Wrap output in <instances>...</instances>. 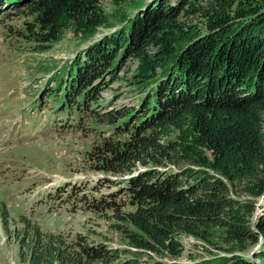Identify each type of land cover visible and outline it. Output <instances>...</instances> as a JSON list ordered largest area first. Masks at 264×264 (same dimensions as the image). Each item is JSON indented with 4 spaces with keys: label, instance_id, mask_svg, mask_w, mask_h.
Masks as SVG:
<instances>
[{
    "label": "trees",
    "instance_id": "1",
    "mask_svg": "<svg viewBox=\"0 0 264 264\" xmlns=\"http://www.w3.org/2000/svg\"><path fill=\"white\" fill-rule=\"evenodd\" d=\"M103 1L0 0V9L32 18L35 29H23L32 42L56 43L105 25ZM156 1L72 62L57 99L69 115L70 96L80 97L75 113L97 103L96 81L137 64L125 77L144 97L115 110V136L95 156L105 173L145 169L105 201L122 246L43 231L27 216L11 231L0 204L21 262L182 264L190 237L212 254L193 264H264V0Z\"/></svg>",
    "mask_w": 264,
    "mask_h": 264
},
{
    "label": "rangeland",
    "instance_id": "2",
    "mask_svg": "<svg viewBox=\"0 0 264 264\" xmlns=\"http://www.w3.org/2000/svg\"><path fill=\"white\" fill-rule=\"evenodd\" d=\"M155 1L104 0L105 25L88 34L66 30L58 42L39 44L23 33L31 26V17L19 16L7 5L0 9L5 10L0 15V204L9 211L11 231L19 230L20 218L27 216L43 231L82 233L90 242L122 246L109 226L105 201L119 197L124 181L145 169L139 166L131 176L105 173L98 169L95 156L99 141L115 136L111 119L115 110L138 108L144 97L127 85L125 77L137 64L129 61L114 79L96 81L91 88L97 103L80 104L75 113L80 97L70 96L69 115L57 99L68 90L72 62ZM4 223L0 217V264H26ZM182 242L185 253L177 262L193 264L212 257L203 243L190 237Z\"/></svg>",
    "mask_w": 264,
    "mask_h": 264
}]
</instances>
